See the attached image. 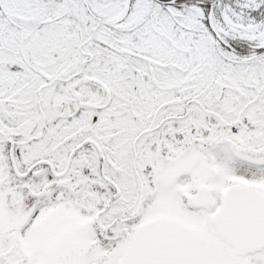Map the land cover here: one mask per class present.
Returning <instances> with one entry per match:
<instances>
[{
	"label": "snow or ice",
	"instance_id": "snow-or-ice-1",
	"mask_svg": "<svg viewBox=\"0 0 264 264\" xmlns=\"http://www.w3.org/2000/svg\"><path fill=\"white\" fill-rule=\"evenodd\" d=\"M0 264H264V0H0Z\"/></svg>",
	"mask_w": 264,
	"mask_h": 264
}]
</instances>
